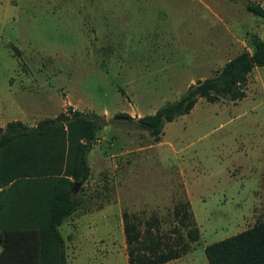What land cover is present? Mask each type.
Here are the masks:
<instances>
[{"label": "rangeland", "instance_id": "rangeland-1", "mask_svg": "<svg viewBox=\"0 0 264 264\" xmlns=\"http://www.w3.org/2000/svg\"><path fill=\"white\" fill-rule=\"evenodd\" d=\"M254 36L264 41V17L241 0H0V126L35 125L69 105L108 121L75 193L82 205L60 228L66 264H128L126 217L141 230L156 217L154 227L169 234L184 201L200 237L164 264H208L205 246L264 220L253 176L260 159L252 155L264 67L251 72L244 99L199 98L165 124L159 142L112 122L115 113L137 118L178 99L252 51Z\"/></svg>", "mask_w": 264, "mask_h": 264}, {"label": "trees", "instance_id": "trees-1", "mask_svg": "<svg viewBox=\"0 0 264 264\" xmlns=\"http://www.w3.org/2000/svg\"><path fill=\"white\" fill-rule=\"evenodd\" d=\"M241 1L248 12L264 17L260 3ZM251 43L252 51L239 52L154 113L135 118L118 112L112 122L144 131L159 142L165 124L189 113L199 98L210 103L244 99L251 72L264 67V41L254 36ZM107 124L104 115L69 105L32 126L21 120L0 126V264H66L60 226L82 205L71 189L75 182L88 181V155ZM174 215L179 226L169 234L154 227L156 217L145 222L144 230L126 217L128 264H164L188 252L189 243L200 237L190 203L177 204ZM204 251L208 264H264V220L208 244Z\"/></svg>", "mask_w": 264, "mask_h": 264}, {"label": "crops", "instance_id": "crops-1", "mask_svg": "<svg viewBox=\"0 0 264 264\" xmlns=\"http://www.w3.org/2000/svg\"><path fill=\"white\" fill-rule=\"evenodd\" d=\"M257 82H258L257 84L258 88L264 91V80L261 76L257 77ZM260 111L262 113L259 115L258 113ZM254 112H256V116H255L256 119H254L253 129H252V135L254 138L253 139L254 146H252V155L253 156L257 155L260 160H259V165L256 168L258 172L256 174H253V176L256 179V181H254L256 182L255 184L261 186L260 189L258 188L256 190L257 196L260 197V202H264V111L261 108L260 103L256 104L254 108ZM241 152L244 153L246 156L249 151L243 149ZM244 164L246 166V170H248L249 172V175H251L254 167L248 164V159L247 161H245ZM243 166L244 165H241V167Z\"/></svg>", "mask_w": 264, "mask_h": 264}, {"label": "water", "instance_id": "water-1", "mask_svg": "<svg viewBox=\"0 0 264 264\" xmlns=\"http://www.w3.org/2000/svg\"><path fill=\"white\" fill-rule=\"evenodd\" d=\"M80 186V183L79 182H75L72 189H71V192L72 193H76L77 191V188Z\"/></svg>", "mask_w": 264, "mask_h": 264}]
</instances>
